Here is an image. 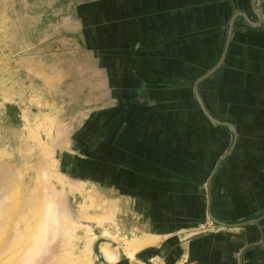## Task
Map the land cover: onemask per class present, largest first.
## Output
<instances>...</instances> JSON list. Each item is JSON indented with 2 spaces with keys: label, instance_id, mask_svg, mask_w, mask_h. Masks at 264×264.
<instances>
[{
  "label": "rangeland",
  "instance_id": "obj_1",
  "mask_svg": "<svg viewBox=\"0 0 264 264\" xmlns=\"http://www.w3.org/2000/svg\"><path fill=\"white\" fill-rule=\"evenodd\" d=\"M109 3L121 8L122 0H0V204L7 203L22 160L32 156L36 164L40 161V170L45 169L46 194L62 226L47 254L35 263L167 264L170 256L173 264H192L181 256V249L184 256L188 250L183 239L214 232L205 220L194 226L190 224L193 219H163L157 212L145 217L141 214L145 195L138 198L123 192L125 182L144 186L158 183V179L171 181L156 169L164 161L157 160L161 153L156 155L155 140L165 142L161 136L167 137V129L157 126L175 121L178 113L146 115L137 100L142 95L126 93L118 87L121 81L107 80L110 72L122 71L121 65L105 63L111 51L102 44L109 34ZM116 43L122 42L117 39ZM184 89L180 96L170 89L159 96L185 97L184 120L198 121L201 113ZM254 100L251 97L246 104L255 112L241 113L240 120L243 117L262 126L264 112L259 113L261 106ZM233 114L220 112L217 116L236 127ZM152 120L157 124L148 122ZM243 131L245 136L255 131L256 137L264 138L261 128ZM140 147L147 155L140 154ZM24 173L31 175L27 169ZM155 173L159 175L155 177ZM171 188L155 187L154 194L168 196L174 204L176 195L167 194ZM201 188L198 185L199 195ZM158 204L173 211L169 203ZM131 242L137 244L136 252H132ZM105 247L112 256L116 253L110 262ZM130 253L134 259L128 258Z\"/></svg>",
  "mask_w": 264,
  "mask_h": 264
},
{
  "label": "crops",
  "instance_id": "obj_2",
  "mask_svg": "<svg viewBox=\"0 0 264 264\" xmlns=\"http://www.w3.org/2000/svg\"><path fill=\"white\" fill-rule=\"evenodd\" d=\"M108 5L113 10L106 11L109 34L102 44L111 51L108 50L105 63L120 67V59L123 58L124 69L117 71L115 66L117 72H110L107 80L121 81L124 86L120 83L118 87H123L126 93L142 96L147 90L151 91L142 87L143 82L193 81L209 70L219 57L225 26L231 14L243 11L251 16L249 0H122L121 8L116 3ZM257 5H260L258 10L264 24V2H257ZM239 22L233 26L220 74L209 79L215 80L213 101L210 92L204 90L211 101L212 111L236 115L234 121L239 131L229 165L221 166L214 183V214L226 223L258 217L264 212V154L261 153H264V147L260 149L261 145L264 146V138L256 137L255 131L245 136L243 131L248 128L264 130V124L260 126L258 122L256 126L243 117L240 120L241 113L255 112L246 104L251 97H255L254 104L261 106L259 113L264 112V26L249 27ZM117 39L122 43L117 44ZM119 45L124 50L120 56L116 55ZM115 84H112L113 89H116ZM170 90L173 95L180 96L183 87ZM161 91L156 90V93ZM177 112L184 118L185 106ZM150 124L156 125L157 122ZM196 124L197 121L185 119L167 125L162 122L157 126L167 129V137L161 136L165 142L155 140L156 155L161 153L157 160L164 161V165L156 169L164 172L171 181L158 179V183H145L144 186H128L125 182L123 192L138 198L145 195V206L141 209L145 217L148 213L157 212L163 215V219H193L195 222H188L194 226L205 220L204 224L214 232L200 236L191 234L183 239L188 242V250L185 248L187 254L184 256L181 249V256L190 259L192 264H264V217L257 225L245 228L213 226L208 220L206 182L229 140L221 138L214 142L204 127L196 130ZM139 152L147 155L141 147ZM168 162L170 166H167ZM158 175L155 173L154 176ZM190 184L195 186L189 188ZM201 184L202 195H199L197 187ZM166 186L172 187L167 194L177 197L175 207L168 196L154 194L155 187L158 190L166 189ZM149 201L157 204L150 205ZM162 202L171 204L173 211L161 207L158 203ZM166 262L173 264L174 260L169 256Z\"/></svg>",
  "mask_w": 264,
  "mask_h": 264
},
{
  "label": "water",
  "instance_id": "obj_3",
  "mask_svg": "<svg viewBox=\"0 0 264 264\" xmlns=\"http://www.w3.org/2000/svg\"><path fill=\"white\" fill-rule=\"evenodd\" d=\"M257 2H264L262 0H249V10L250 15L247 16L243 11H235L229 17L226 28L224 30L223 35V42L221 45V49L219 52V58L217 62L206 72L201 74L200 76L196 77L190 83V80H179L178 82H170V83H147L143 82V86L146 90L149 88L155 90H166L171 89L172 87H185L184 91L191 93L192 98L194 99L196 106L198 107L201 118L197 121L196 130L197 129H204L211 135L214 142L220 141L221 138L228 139V144L224 152L217 158L215 165L210 173L207 182H206V192H207V216L208 220L213 226L224 227V228H245L250 225H257L258 221L264 217V212L262 215L258 217H250L245 220H241L235 223H226L220 219H217L214 214V198H213V191H214V183L216 178L219 174L221 166L227 167L229 165V160L234 148L237 145L239 139V131L238 129L233 126L232 124L225 122L217 116V114L212 111L210 108L211 101L215 98L216 94L213 88V84L215 80H209L211 76L214 74H220L222 69L223 61L226 57V53L228 50L229 42L231 39V34L233 30V26L240 21L239 23L242 25H247L249 27H261L264 24L261 22V15L258 10L260 5H257ZM124 50L122 46L119 45L118 49L116 50V55L120 56L123 55ZM115 54V53H114ZM122 69H124L123 65L120 64ZM214 80V82H213ZM213 82V83H212ZM219 83V81H218ZM177 85V86H176ZM191 85V86H190ZM212 85V86H211ZM190 86V87H189ZM159 87V88H157ZM213 89V90H212ZM208 90L210 92V99L205 95V91ZM161 94V92H160ZM160 94L147 90L145 92L144 97L137 96V100L139 103L143 104L142 113L148 115L152 113H158L161 116H172L173 113H178L176 115L177 120L184 121L183 116L181 113L177 112L181 106H183V100L186 101L185 97L179 100L178 98L169 97L166 94L159 96ZM156 96V97H155ZM185 117V115H184ZM149 123H155L157 120L148 121ZM200 126V127H198Z\"/></svg>",
  "mask_w": 264,
  "mask_h": 264
},
{
  "label": "bare ground",
  "instance_id": "obj_4",
  "mask_svg": "<svg viewBox=\"0 0 264 264\" xmlns=\"http://www.w3.org/2000/svg\"><path fill=\"white\" fill-rule=\"evenodd\" d=\"M31 157H26L25 162L20 161L22 163L20 172L14 180L15 182L13 181L14 185H11L12 189L8 188L10 192L6 199L7 203L5 205L0 204V264H37L35 263L36 260L46 252L49 243L56 237L57 231L59 233L62 227L57 221L59 219L56 220L53 201L48 200L46 194L47 175L44 172L45 169L40 170V161H37V163L39 162L38 165L36 161L31 160ZM20 162L18 165H20ZM41 164H43L42 161ZM26 169L31 174L29 177L24 176ZM130 245L134 248L132 252L139 249L135 247L137 244L134 245L133 242ZM104 253L108 261L109 259L113 260L116 255L115 253L112 256L106 247ZM46 257L50 259V257ZM128 258L134 259V253L128 254Z\"/></svg>",
  "mask_w": 264,
  "mask_h": 264
}]
</instances>
